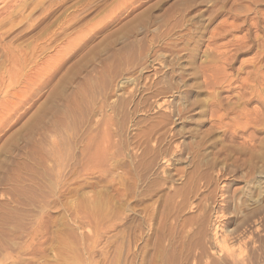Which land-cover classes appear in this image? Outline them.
<instances>
[{
  "label": "rangeland",
  "instance_id": "1",
  "mask_svg": "<svg viewBox=\"0 0 264 264\" xmlns=\"http://www.w3.org/2000/svg\"><path fill=\"white\" fill-rule=\"evenodd\" d=\"M235 1L0 0V264H264V0Z\"/></svg>",
  "mask_w": 264,
  "mask_h": 264
},
{
  "label": "bare ground",
  "instance_id": "2",
  "mask_svg": "<svg viewBox=\"0 0 264 264\" xmlns=\"http://www.w3.org/2000/svg\"><path fill=\"white\" fill-rule=\"evenodd\" d=\"M236 1H237V0H236ZM236 1H235V2H236ZM261 2H262V1H261ZM14 3H15V2H14ZM239 3H240V2H239ZM249 3H250V2H249ZM259 3H260V2H259ZM263 3H264V2H263ZM246 4H247V3H246ZM26 5H27V4H26ZM5 6H6V5H5ZM9 6H10V4H9ZM23 6H24V5H23ZM236 6H238V5H236ZM234 7H235V6H234ZM234 7H233V8H234ZM254 7H255V5H254ZM235 8H236V7H235ZM23 9H24V8H23ZM239 9H240V8H239ZM242 9H243V8H242ZM257 9H258V8H257ZM257 9H256V10H257ZM6 10H7V9H6ZM16 10H17V9H16ZM20 10H21V8H20ZM233 10H234V9H233ZM261 10H262V8H261ZM3 11H4V10H2L1 13H4V14H5L6 12H5V11L3 12ZM13 11H14V10H13ZM13 11H12V12H13ZM9 12H10V10H9L8 13L6 14V16L3 15L4 18L0 21V26H1V25L4 26V22H7L8 20H12V19H11V14H13V16H14V12H13V13L10 12L11 14H10ZM233 12H234V11H233ZM255 12H256V11H255ZM253 13H254V12H253ZM256 13H257V12H256ZM1 16H2V14H1ZM255 17H256V16H255ZM255 17H254V18H255ZM243 18H244V17H243ZM250 19H251V18H250ZM249 22H251V21H249ZM10 23H11V22H10ZM244 23H245V22H244ZM238 24H239V23H238ZM238 24H237V26H238ZM240 24H241V23H240ZM251 24H253V23H251ZM6 25H7V24H6ZM243 25H244V24H243ZM231 26H232L233 28H236V27H237L236 25H234V26H236V27H234L232 24H231ZM231 26H230V27H231ZM239 26H240V25H239ZM252 26H254V25H252ZM255 26H256V25H255ZM255 26H254V27H255ZM262 26H263V25H262ZM262 26H261V27H262ZM1 27H2V26H1ZM230 27H229V28H230ZM254 27H253V28H254ZM236 29H238V28H236ZM236 29H235V30H236ZM244 29H245V28H244ZM246 33H247V32H246ZM248 33H249V32H248ZM256 34H257V33H256ZM256 34L253 35V36H254V37H257L258 35H256ZM260 35H261V34H260ZM245 36H246V35H245ZM259 38H261V36H260ZM259 38H258V39H259ZM239 40H241V39H239ZM239 40H238V41H239ZM244 40H245V39H244ZM254 40H255V39H254ZM255 42H257V43L259 42V44H260V41H255ZM238 43H239V42H238ZM236 44H237V41H236L235 45H236ZM235 45H234V46H235ZM248 45H249V43H248ZM260 45H261V44H260ZM260 45H259V46H260ZM231 46H232V45H231ZM234 46H232V47H234ZM237 46H238V45H236V47H237ZM257 46H258V44H257ZM240 47L242 48V50L245 49V51H249V50H250V46H244L242 43H240ZM234 48H235V47H234ZM260 48H261V47H260ZM260 48H259V49H260ZM236 50H238V49L236 48ZM237 52H238V51H236V53H237ZM263 52H264V51H263ZM263 52H262V58H263ZM222 54H223V53H222ZM237 54H238V53H237ZM260 54H261V53H260ZM257 56H258V55H257ZM229 59H230V58H229ZM263 59H264V58H263ZM263 59H262V60H263ZM227 60H228V59H227ZM263 61H264V60H263ZM13 62H14V61H13ZM222 62H223V61H222ZM248 65H250V64H248ZM261 65H262V64H261ZM253 66H254V65H253ZM253 66H252V67H253ZM258 66H259V65H258ZM262 66L264 67V63H263ZM259 68H260V67H259ZM255 69H256V68H255ZM257 69H258V67H257ZM257 69H256V71H257L258 73H260V72H261V68H260V71H258L259 69H258V70H257ZM253 71H254V70H253ZM260 74H261V73H260ZM263 75H264V74H263ZM250 77H251V76H250ZM255 77H256V76H255ZM251 78H252V77H251ZM0 79H1V77H0ZM2 80H3V78H2ZM2 80H0V81H2ZM245 81H246V79H245ZM253 88H254V87H253ZM260 89H261V88H260ZM217 228H218V226H216V227L214 228V229H215V232H216ZM215 235H216V233H215ZM222 239H223V240H222ZM222 239H221L220 241H217V243H218V245L220 246V249H221V250H224V249L227 248L226 246L223 245V244H226V243H225L226 241H225L224 238H222ZM216 240H217V238H216Z\"/></svg>",
  "mask_w": 264,
  "mask_h": 264
}]
</instances>
